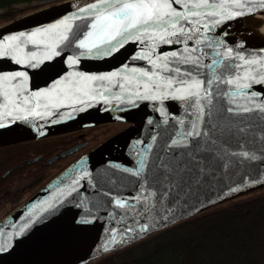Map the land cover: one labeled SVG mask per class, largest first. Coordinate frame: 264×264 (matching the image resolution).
Masks as SVG:
<instances>
[{"label": "snow or ice", "instance_id": "snow-or-ice-1", "mask_svg": "<svg viewBox=\"0 0 264 264\" xmlns=\"http://www.w3.org/2000/svg\"><path fill=\"white\" fill-rule=\"evenodd\" d=\"M250 2L89 0L78 13L66 17L59 24L30 34L20 33L6 40L0 39V58L36 67L41 62L36 53L26 55L21 43L44 44L49 49L44 59H50L52 55H59L57 46L69 41L71 21L84 19L85 27L91 30L75 45L85 50L81 56L92 54L94 49L111 55L128 42H138L145 47L135 59L147 61L150 66H125L123 72L114 71L107 75L72 73L44 91H30L25 72L0 73V129L16 121L44 119L52 116L55 109L84 105L97 99L105 104H111L113 99L118 103L127 101L131 104L136 99L184 101L190 109L188 124L165 144V156L149 163L148 146H145V155L138 170L123 169L139 178L138 195L131 201L116 199L115 205L125 210L124 215H141L146 221L149 214L159 211V206L171 193L182 186L190 188L192 183L198 184L212 161L221 162L225 170L239 169L253 161L264 167V99H261L264 89L247 91L254 85H264V55L246 57L232 48L221 52L219 49L224 45L210 41L205 34L210 27L252 12ZM258 6L264 10V0H258ZM37 37H47V42L38 41ZM201 44L212 48L213 57L207 64L204 58L208 53L203 52ZM161 45L182 47L160 52ZM100 51L96 54L99 55ZM260 51L264 53V49ZM78 62L79 57L68 60L70 65ZM113 89H118L119 93L110 97L107 93H112ZM241 99L243 103L239 102ZM180 124L183 126L184 121ZM169 148L172 149L170 155ZM146 167L151 175L144 174ZM83 175L90 174L85 172ZM78 184L79 179H75L69 186V192L75 191ZM231 190L236 191L235 188ZM61 195H64L63 190ZM48 206L53 205L49 203ZM163 219L167 220V216ZM90 222L87 218L77 220L80 224ZM150 230V225L145 222L139 229L126 227L119 238L114 231L103 250L111 251L110 244L119 245L128 239L139 238L132 233ZM23 231L21 228L16 235ZM7 250L6 246H0V253Z\"/></svg>", "mask_w": 264, "mask_h": 264}, {"label": "water", "instance_id": "water-1", "mask_svg": "<svg viewBox=\"0 0 264 264\" xmlns=\"http://www.w3.org/2000/svg\"><path fill=\"white\" fill-rule=\"evenodd\" d=\"M88 2L89 0H62L27 12L1 24L0 39L6 40L9 36L20 33L30 34L59 24L66 17L78 13L79 8ZM249 6L253 7V10L260 9L258 0H251ZM210 22L211 19H209ZM71 25L69 41L56 47L59 55H52L50 59H44L46 53L49 52L44 44L33 45L28 41H23L21 47L24 49V53L26 55L36 53L41 62L36 67H32L27 63L17 64L9 58H0V73L25 72L28 74L29 90L44 91L50 89L57 80H62L72 73L107 75L114 71L123 72L125 66L129 68L150 67L147 65V61L135 59L145 47L138 42H128L111 55H104L102 51L94 49L92 54L81 56L80 53L85 50L79 49L75 45L91 29L85 27L84 19L73 20ZM36 39L47 42V37H37ZM73 40L74 42L70 43ZM189 45L191 46L190 41ZM181 47V45H161L158 51L170 52L174 48ZM97 51H100L99 55L96 54ZM73 57H79L78 64L70 65L68 63L69 58ZM208 62L209 60L204 58V63ZM221 87L225 86L221 85ZM261 89H264V85H254L247 91H260ZM118 93V89H113V92L107 93V95L111 97ZM239 102L243 103L244 101L241 99ZM81 108L82 111L79 110ZM53 111L54 114L50 117L16 121L8 127L0 129V146L105 123L125 122L128 124L113 136L72 161L25 202L0 219V223H2L8 216L28 206L20 219L0 233V246H6L8 249L0 253V264H90L114 250L194 214L201 213L218 203L264 189V175H261L264 167L259 162H248L241 165L239 169L232 167L225 170L221 167V162L212 161L198 184L192 183L190 188L182 186L177 192L171 193L164 204L159 206V211L149 214L147 221L141 215H124L125 210L117 208L115 200L127 198L131 201L135 195H138L139 178L132 176L129 172H124L123 169L138 170L139 163L145 155L143 151L145 146H148L147 160L149 163L165 156V144L173 138L174 133L179 132L182 127L188 124L190 109L186 103L172 99H165L163 102L136 99L135 103L131 104L127 101L118 103L113 99L111 104H105L102 100L97 99L88 104H76ZM147 112L163 113L165 119L159 120L155 124L160 125V129L171 124L170 131L159 139H147L146 142L139 139L132 142L135 143L133 147L126 141L122 143L120 139L141 123L137 117L138 114ZM180 121H184L183 126ZM85 145L86 143L72 145L48 161L53 162L58 156L70 155ZM167 151L170 155L172 149L169 148ZM38 158L32 157L21 161L10 170L34 162ZM75 163L78 164L76 176L79 179L83 177L76 185V190L71 192L68 190L64 195L56 194L57 190L60 187L65 188L68 182V179L63 178L62 174ZM85 172L90 175L84 176ZM144 174L151 175L147 167ZM259 181L262 183L258 187L231 194L233 192L231 189L237 190ZM49 185L52 186V189L44 193ZM35 199L36 201H34ZM49 203L53 206L49 207ZM164 216H167V220L163 219ZM85 218L91 222L88 224L77 223V220ZM145 222L151 227L149 232L132 233L131 235H138L139 238L128 239L126 243L119 245L110 244L111 251L103 250V246L111 240L112 232L115 231L119 238L122 230L126 227L139 229ZM26 224L28 227L25 228ZM21 228H24V231L17 236L16 233Z\"/></svg>", "mask_w": 264, "mask_h": 264}, {"label": "trees", "instance_id": "trees-1", "mask_svg": "<svg viewBox=\"0 0 264 264\" xmlns=\"http://www.w3.org/2000/svg\"><path fill=\"white\" fill-rule=\"evenodd\" d=\"M48 4L42 0H0V25ZM127 124L107 123L71 129L0 146V193L17 176L20 178L27 167L38 165L35 172L28 173L30 178L21 192L9 190L6 194L19 195L18 198L21 194L26 195L12 207L1 210L0 219L25 202L73 160ZM88 133H92L95 140H90L84 149L53 164L44 162L43 158L80 142L83 138L81 135ZM40 154L43 155L42 159L10 170L21 161ZM90 264H264V189L218 203Z\"/></svg>", "mask_w": 264, "mask_h": 264}, {"label": "bare ground", "instance_id": "bare-ground-1", "mask_svg": "<svg viewBox=\"0 0 264 264\" xmlns=\"http://www.w3.org/2000/svg\"><path fill=\"white\" fill-rule=\"evenodd\" d=\"M205 34L210 41H215L216 43H222L224 45L219 49L221 52H223L225 48H232L235 52H239L241 55L246 57L264 55V53H261L260 51L261 49H264V10L256 9L250 13L246 12V14L243 16L225 20L222 24L215 25L214 28L210 27ZM190 43L192 44L191 41ZM200 48L203 50V52L208 53V56L205 57L207 60H210L213 57L212 48L206 46L205 44H201ZM162 114L163 113L158 112L138 114L137 117L141 120V123L136 125L129 133H127V135H124L120 141L122 143L125 141L131 143L129 145L133 147L135 143L133 144L132 142H135L139 139H142L146 142L147 139L162 138L164 134L170 131L169 128L172 127V125L169 124L160 129L161 126L155 124L157 121L165 119ZM166 116L168 118V115ZM5 123H7V121H5ZM126 148L129 147L126 146ZM77 168L78 164L75 163L65 173L62 174V177L68 179V182L65 188L60 187L56 194L60 195L61 190H63L64 193L67 192L73 181L75 179H79L76 176ZM79 181H81V179H79ZM261 183L262 182L259 181L239 188L236 191H233L231 194L258 187L261 185ZM51 185L46 188L44 193H47L50 191V189H52ZM34 201H36V199ZM27 207L28 206L8 216L2 223H0V233L3 232L13 222L20 219Z\"/></svg>", "mask_w": 264, "mask_h": 264}, {"label": "rangeland", "instance_id": "rangeland-1", "mask_svg": "<svg viewBox=\"0 0 264 264\" xmlns=\"http://www.w3.org/2000/svg\"><path fill=\"white\" fill-rule=\"evenodd\" d=\"M58 1H62V0H42V2H49L50 4L58 2ZM93 133H95V132H93ZM81 137H83L82 140H86V139L87 140H91V141L95 140V137H94V135L92 133H90V134L89 133L88 134H82ZM74 145H76V144H74ZM37 166L38 165L35 164L34 166L27 167V171H25L21 175L20 178H19V176H17L14 179V181L10 182V185H8V188L4 189L0 193V211L3 210V209H6V208L12 207L13 205H15L16 203L20 202L24 198V196L26 195L24 192H23L24 194H21L19 198H18L19 195L10 196V193L8 195H6V194L9 192V190H11V192H14V193H17L18 191L21 192L22 189L25 187L26 181H28V179L30 178L29 174H31L32 171L35 172V170H36L35 168ZM30 171H31V173H29ZM32 183L34 184V181ZM30 185H32V184L30 183ZM27 189H28V187L25 188V192L27 191Z\"/></svg>", "mask_w": 264, "mask_h": 264}, {"label": "flooded vegetation", "instance_id": "flooded-vegetation-1", "mask_svg": "<svg viewBox=\"0 0 264 264\" xmlns=\"http://www.w3.org/2000/svg\"><path fill=\"white\" fill-rule=\"evenodd\" d=\"M89 142H90V140H82V141H80V142H78V143H86V145L83 147V148H81V149H84L88 144H89ZM78 143H75V144H78ZM68 148V147H67ZM66 148V149H67ZM80 149V150H81ZM65 150V149H64ZM63 151V150H62ZM62 151H60V152H62ZM60 152H58V153H55V154H53V155H51V156H48V157H46V158H43V155L42 154H40V155H37V156H35V157H39L38 159H42L43 158V160H44V162L45 163H48V164H53V163H55V162H57L60 158L62 159V158H66L67 156H65V157H57V159L55 160V161H53V162H49L48 160L51 158V157H53L54 155H58ZM78 152V151H77ZM72 154H74V153H72ZM72 154H70V155H72ZM37 159V160H38ZM36 160V161H37ZM35 162V161H34ZM32 163V162H31ZM26 165V164H25Z\"/></svg>", "mask_w": 264, "mask_h": 264}]
</instances>
